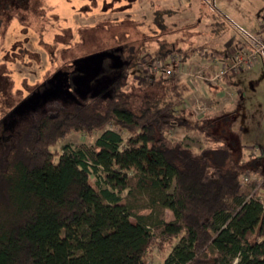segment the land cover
<instances>
[{
	"label": "trees",
	"instance_id": "trees-1",
	"mask_svg": "<svg viewBox=\"0 0 264 264\" xmlns=\"http://www.w3.org/2000/svg\"><path fill=\"white\" fill-rule=\"evenodd\" d=\"M34 1L0 0V22ZM110 54L119 67L109 83L89 73L78 103L41 115L35 137H19L0 164V264H148L152 248L173 241L165 264H264V153H240L233 113L176 112L175 77L122 83L138 65L191 53L163 43L144 61L132 47ZM175 128L205 145L170 140ZM69 133L98 136L50 152Z\"/></svg>",
	"mask_w": 264,
	"mask_h": 264
},
{
	"label": "rangeland",
	"instance_id": "rangeland-1",
	"mask_svg": "<svg viewBox=\"0 0 264 264\" xmlns=\"http://www.w3.org/2000/svg\"><path fill=\"white\" fill-rule=\"evenodd\" d=\"M25 7H14L15 13L0 22V164L19 137H35L41 115L78 103L89 73L109 83L119 67L111 50H142L144 61L163 43L191 53L179 64V78L174 74L181 88L175 111L184 110L196 120L232 112L231 129L241 135L240 153H264L262 60L256 56L251 67L239 69L226 85L217 76L216 61L223 60L212 55L224 52V62L232 57L243 41L233 25L253 32L249 22L264 15V0H36ZM147 72L138 65L124 74L122 83L137 85ZM89 83L88 94L94 82ZM97 136L69 133L50 152L91 145ZM166 136L194 151L205 145L200 136L176 128ZM165 212L171 221V213ZM170 246L152 248L147 263L165 264Z\"/></svg>",
	"mask_w": 264,
	"mask_h": 264
},
{
	"label": "built area",
	"instance_id": "built-area-1",
	"mask_svg": "<svg viewBox=\"0 0 264 264\" xmlns=\"http://www.w3.org/2000/svg\"><path fill=\"white\" fill-rule=\"evenodd\" d=\"M234 28L240 33L243 41L241 45H238L234 50V54L227 61H216L219 65L217 73L218 77L224 76L225 74L234 75L239 69L251 67L256 60V56H259L264 64V19L260 21L257 31L246 32L243 29L236 27ZM180 57L177 55H171L164 62H157L152 66L145 67L149 69V73H146V77L166 79L179 78V64ZM247 178H243V181ZM264 180V179H263Z\"/></svg>",
	"mask_w": 264,
	"mask_h": 264
},
{
	"label": "crops",
	"instance_id": "crops-1",
	"mask_svg": "<svg viewBox=\"0 0 264 264\" xmlns=\"http://www.w3.org/2000/svg\"><path fill=\"white\" fill-rule=\"evenodd\" d=\"M263 16H264V15H260V16H259L260 19H257V18H256V19H254L253 21L249 22V28H251L250 31H253V32H254V31H257V30H258V27H259L260 21L263 19ZM225 55H226V54H225ZM230 56H231V54H230ZM230 56H229V57H230ZM226 57H227V55H226Z\"/></svg>",
	"mask_w": 264,
	"mask_h": 264
}]
</instances>
